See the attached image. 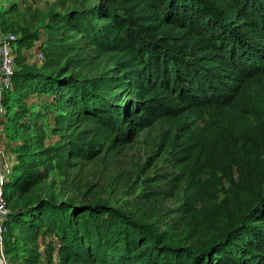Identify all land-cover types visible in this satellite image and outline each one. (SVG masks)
Instances as JSON below:
<instances>
[{"label":"trees","instance_id":"1","mask_svg":"<svg viewBox=\"0 0 264 264\" xmlns=\"http://www.w3.org/2000/svg\"><path fill=\"white\" fill-rule=\"evenodd\" d=\"M63 1L42 30L18 34L15 86L2 99L1 137H15L26 108L14 106L35 94L54 96L51 131L62 137L48 144L35 115L13 148L8 230L9 237L26 230L23 264H52L55 242L62 264H264V113L250 96L264 88V0ZM17 10L13 2L5 13ZM81 40L104 58L98 72L80 70ZM27 49L44 53L40 65L27 62ZM204 108L218 111L202 135L181 126L171 143L184 175V213L165 229L102 198L36 194L40 181L72 159H93L162 119ZM82 122L97 139L83 129L64 136ZM9 241L5 235L6 264H22Z\"/></svg>","mask_w":264,"mask_h":264},{"label":"rangeland","instance_id":"2","mask_svg":"<svg viewBox=\"0 0 264 264\" xmlns=\"http://www.w3.org/2000/svg\"><path fill=\"white\" fill-rule=\"evenodd\" d=\"M81 1L64 0L63 4L78 5ZM13 2H17L18 10L5 13ZM62 7L61 0H0V27L17 36L24 31L41 29L48 18V12L53 9L60 10ZM84 42L81 40L82 48L75 49L79 58L77 64L83 73L98 72L105 65L104 58L91 47L84 45ZM23 52L29 64H41L42 61L35 56L36 49H27ZM14 86L13 81L12 87ZM12 93L16 95L15 92ZM250 96L256 111L260 110L264 113V88L254 89ZM23 106L26 109L17 115L14 138L5 135L1 137L3 126L0 123V147L10 157L11 171L13 148L22 142L24 122L34 123L37 115V122L46 130L48 144L60 141L62 138L61 135L51 131L57 125L54 96L31 95L25 103H17L14 108ZM34 110L43 113H34ZM4 111L0 113V117L3 116ZM217 111V108H204L189 112L181 118L162 119L152 127L142 130L133 142L115 145L112 149L105 147L99 156L90 160L82 157L72 159L70 165H67L63 171L56 169L47 179L40 181L36 187V194L53 196L58 200L69 198L78 202L102 198L124 209L134 210L135 213L142 214L146 218L157 220L160 227L165 229L168 224L179 221V214L184 213L179 210L184 175L181 168L174 165L176 160L172 159L169 153L172 140L181 126H186L187 130L200 137L201 132L204 131L202 129L210 123L212 113ZM253 116H256V112ZM5 119L4 115L0 118V122ZM79 121L80 119H77L75 123ZM89 124L82 122L77 129L73 127L74 124L68 125L63 131L64 136L69 138L72 133L83 129V136L97 139L98 136L93 133ZM7 232L6 238L10 239L9 243L14 244V254L20 255L19 262L23 264V253L27 254L29 247L27 244L25 246L27 249L24 250L23 236L26 230L16 228L11 237L9 230ZM50 238L45 235L39 239L41 250L47 248V241Z\"/></svg>","mask_w":264,"mask_h":264},{"label":"built area","instance_id":"3","mask_svg":"<svg viewBox=\"0 0 264 264\" xmlns=\"http://www.w3.org/2000/svg\"><path fill=\"white\" fill-rule=\"evenodd\" d=\"M17 37L16 34L7 32L0 27V113L4 110L2 99L5 93L13 90L12 82L14 81V74L17 69L14 52ZM35 56L40 61L45 58L44 53L40 50H37ZM10 171V157L6 151L0 147V252L2 254L4 253L5 235L9 229L8 219L11 213V207L6 198L5 188V180ZM60 247L61 244L55 242L54 251L52 253V264H62L59 251Z\"/></svg>","mask_w":264,"mask_h":264},{"label":"water","instance_id":"4","mask_svg":"<svg viewBox=\"0 0 264 264\" xmlns=\"http://www.w3.org/2000/svg\"><path fill=\"white\" fill-rule=\"evenodd\" d=\"M0 264H6L5 257L3 256L1 252H0Z\"/></svg>","mask_w":264,"mask_h":264}]
</instances>
